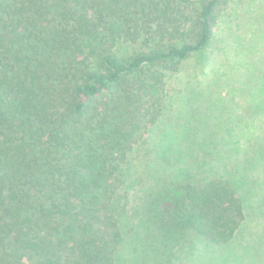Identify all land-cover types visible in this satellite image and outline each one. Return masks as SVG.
I'll return each instance as SVG.
<instances>
[{
    "label": "trees",
    "instance_id": "trees-1",
    "mask_svg": "<svg viewBox=\"0 0 264 264\" xmlns=\"http://www.w3.org/2000/svg\"><path fill=\"white\" fill-rule=\"evenodd\" d=\"M230 1L0 0V264H145L234 239L256 197L223 163L234 136L252 147L237 118L218 140L147 136L165 76Z\"/></svg>",
    "mask_w": 264,
    "mask_h": 264
},
{
    "label": "rangeland",
    "instance_id": "rangeland-1",
    "mask_svg": "<svg viewBox=\"0 0 264 264\" xmlns=\"http://www.w3.org/2000/svg\"><path fill=\"white\" fill-rule=\"evenodd\" d=\"M190 1L195 9L203 4V0ZM212 33L203 55H192L180 64L178 72L165 76L163 111L147 134L149 144L156 148L153 141L168 127L177 133L190 128L188 138L192 140H218L231 133L222 127L220 136L218 125L237 118L230 127L248 138L252 147L248 150L247 142L234 136L240 153L237 158L231 154L223 163H229L224 166L225 171H230L238 161V167L245 168V181L251 183L255 178L256 197L251 200L252 210H245L248 214L228 245L202 243L195 248L186 239L172 248L170 256L162 258L169 256L166 264H264V192L259 181L264 169V0H231L219 10ZM128 48L134 50L130 45ZM214 127L217 136L211 132ZM246 150V155H242ZM145 152L143 146L144 164ZM155 253L158 254L151 253L145 264H165L162 258H153ZM144 254L141 251L139 257Z\"/></svg>",
    "mask_w": 264,
    "mask_h": 264
}]
</instances>
